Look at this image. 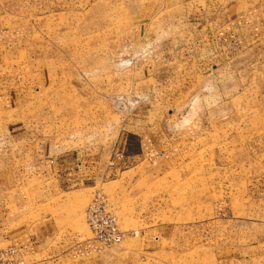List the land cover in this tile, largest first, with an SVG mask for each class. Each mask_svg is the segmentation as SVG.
<instances>
[{
	"label": "rangeland",
	"instance_id": "rangeland-1",
	"mask_svg": "<svg viewBox=\"0 0 264 264\" xmlns=\"http://www.w3.org/2000/svg\"><path fill=\"white\" fill-rule=\"evenodd\" d=\"M253 17L264 24V0H0V165L37 148L76 171L90 164L81 188L30 184L31 219L58 229L23 264H264ZM226 26H240L246 45L201 53L200 29ZM189 41L198 53L183 68L172 58ZM128 134L147 142L142 153ZM19 136L33 143L16 147ZM95 194L119 244L87 225Z\"/></svg>",
	"mask_w": 264,
	"mask_h": 264
},
{
	"label": "crops",
	"instance_id": "crops-1",
	"mask_svg": "<svg viewBox=\"0 0 264 264\" xmlns=\"http://www.w3.org/2000/svg\"><path fill=\"white\" fill-rule=\"evenodd\" d=\"M235 27L236 28H233V26H226L225 29L214 30V32H211L212 28L210 30L208 29L206 32L200 29V34L197 37L202 41H207L206 44L202 43L203 48L201 53L208 51V47L212 48V51H217L218 49L221 50L229 46L234 47L236 44H239L240 47L243 45L245 46V38L248 37V34L243 33L242 35L240 31L242 28L240 26ZM245 27L248 29L249 34H251L250 37L252 38L249 44V48L253 51L252 60L253 62H262L261 64H263L264 24L261 18L253 17L248 21ZM248 43L249 42H247V45ZM197 45L198 44L193 41L178 45L172 58L174 64H183V68H188L189 66H187V64H194L192 60H194L195 55L198 53L197 49H195ZM187 71L188 69L183 70L184 73ZM187 76L185 75L184 78ZM235 97L232 98V101L236 100ZM231 108L233 110V107ZM236 110H238L237 107ZM131 137L135 138L134 147L132 148L133 151H131L133 152L132 154L138 155L140 152L142 153L147 142L139 136L128 134V144L126 147L130 144L131 141L129 138ZM17 138L18 140L15 142L20 144H16V147H21L23 144L21 142L25 141V139H27V141H25L26 144L30 145V142L33 143L28 137L19 136ZM2 153H0V155H2ZM21 153L20 161L15 164H13L12 161L5 163L1 160L0 245H12L22 256L35 251L38 248L37 242H41L53 236L58 229L57 222L53 217H46L39 221L31 219V214L35 212L36 205L30 184L49 179L53 182L52 185L54 186V188L51 187V191H54L55 188L58 190L66 189L73 187V185L77 188H81L88 184L91 177L88 173V171L90 172V168H86L90 165L89 163L87 165L84 164V166H82L83 169L80 168L79 171H76L74 168L72 169L74 161L70 160L68 156L64 157L62 161H57V157H53L51 152L41 151L40 148L30 153L23 150ZM8 158H11L10 154H8ZM0 159H2V157H0ZM87 206L85 208V213Z\"/></svg>",
	"mask_w": 264,
	"mask_h": 264
},
{
	"label": "built area",
	"instance_id": "built-area-1",
	"mask_svg": "<svg viewBox=\"0 0 264 264\" xmlns=\"http://www.w3.org/2000/svg\"><path fill=\"white\" fill-rule=\"evenodd\" d=\"M104 196L95 194L86 209V222L94 236L105 245L119 244L123 232L118 228L115 217L104 207ZM0 264H23L21 255L14 246L0 249Z\"/></svg>",
	"mask_w": 264,
	"mask_h": 264
}]
</instances>
